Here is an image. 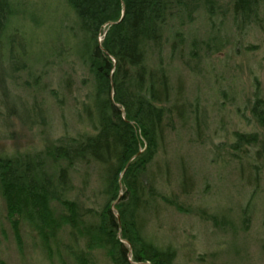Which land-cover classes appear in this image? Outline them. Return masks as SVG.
Masks as SVG:
<instances>
[{
  "label": "trees",
  "instance_id": "obj_1",
  "mask_svg": "<svg viewBox=\"0 0 264 264\" xmlns=\"http://www.w3.org/2000/svg\"><path fill=\"white\" fill-rule=\"evenodd\" d=\"M62 1L73 12L80 34L71 52L92 79L88 102L82 104L92 132L56 139L38 151L0 154L5 218L13 229L26 223L46 242L57 228L70 225L86 238L88 247L102 248L111 264H175L176 249L157 246L145 234L147 220L156 215L159 201L176 210L183 208L176 198L160 192L157 181L165 187L169 181L168 162L163 160V170L157 156L166 153L169 134L180 133L178 129L187 127L192 116V105L172 86L165 57L183 56L181 44L176 43L181 41L182 27L193 23L199 13L209 24L221 14V1ZM226 5L225 11L240 30L264 27V0H227ZM31 12L20 0H0V45L3 42L7 48L8 68L14 73L27 69L37 56L24 42L25 24L34 29L39 25ZM206 38L205 55L219 51L225 43L216 35ZM194 42L188 49V61L200 59ZM1 94L6 92L0 89L2 115H8L14 108ZM249 112L262 132L235 131L226 143L228 156L239 164L241 173L247 146H257L256 159H264V95L258 89ZM93 176L98 184L96 196L88 205L82 201L83 205L78 202L82 189L88 188ZM75 179L80 188L74 185ZM179 180L184 191L187 180L182 170ZM75 259L81 264V259Z\"/></svg>",
  "mask_w": 264,
  "mask_h": 264
},
{
  "label": "rangeland",
  "instance_id": "obj_2",
  "mask_svg": "<svg viewBox=\"0 0 264 264\" xmlns=\"http://www.w3.org/2000/svg\"><path fill=\"white\" fill-rule=\"evenodd\" d=\"M61 1L20 0L39 24L37 29L25 24L24 42L37 55L27 69L12 72L7 48L0 45V89L6 92L1 96L14 108L4 116L0 103V154L38 151L56 139L92 132L82 109L92 79L71 52L80 34L73 12ZM220 1L222 12L209 24L199 13L182 27L181 41L176 42L182 46V58L165 57L172 86L192 105V116L181 129L173 117L180 133L169 134L166 153L156 158L158 164L168 162L169 181L166 187L157 181L160 192L176 198L183 208L159 201L145 234L157 246L174 247L175 264H264V159H256L257 146H247L241 173L226 145L235 131L262 132L249 107L257 89L264 95V27L240 30L225 11L227 0ZM209 35L225 43L205 55ZM193 40L199 61L187 60ZM181 170L187 180L184 191L179 187ZM73 181L81 186L78 179ZM88 184L78 201L87 205L98 189L94 176ZM56 205L52 203L60 208ZM6 216L0 197V264H79L76 256L81 264H111L102 248L88 247L86 238L70 225L57 228L46 242L26 223L13 229Z\"/></svg>",
  "mask_w": 264,
  "mask_h": 264
}]
</instances>
